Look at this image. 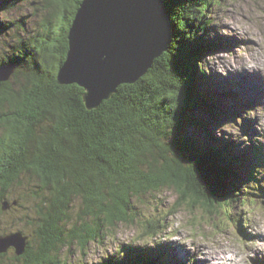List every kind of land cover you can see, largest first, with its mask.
Instances as JSON below:
<instances>
[{"label":"trees","instance_id":"16d2710c","mask_svg":"<svg viewBox=\"0 0 264 264\" xmlns=\"http://www.w3.org/2000/svg\"><path fill=\"white\" fill-rule=\"evenodd\" d=\"M39 1L51 16L31 38L22 35L27 33L23 20L11 22L14 0L0 5V14H7L0 37L17 34L0 55V66L16 67L12 78L0 83V212L24 208L20 197L27 177L35 182L31 194L37 200L34 237H28L23 255L16 254L17 262L62 264L61 249L71 245L86 255L109 230L137 220L134 198L164 188H176L181 205L241 200V187L253 174H241L246 164L232 152L234 143L202 145L183 133L186 124L206 128L191 112H214L218 104L214 97H196L201 95L198 82H210L207 91H216L202 66L204 51L211 47L212 18L205 17L212 0H165L173 34L168 50L146 75L120 85L94 109L87 107L82 86L58 81L82 0ZM206 133L213 142L212 132ZM78 202L81 211L74 222ZM160 224L147 222V234ZM8 252L0 253V264ZM98 264L157 262L130 243Z\"/></svg>","mask_w":264,"mask_h":264},{"label":"rangeland","instance_id":"374dc122","mask_svg":"<svg viewBox=\"0 0 264 264\" xmlns=\"http://www.w3.org/2000/svg\"><path fill=\"white\" fill-rule=\"evenodd\" d=\"M3 1L0 0V5ZM14 3L9 16L16 25L24 21L22 24L27 33L22 35L31 38L42 31L45 20L48 21L51 15L47 14L46 8H41L40 1L14 0ZM210 4L211 13L205 18H212V28L207 37L215 45L204 51L202 66L210 76L216 71L226 78H240L248 85L245 90L240 86L242 92L244 90L241 95L234 94L233 87H226L229 91L224 95L222 89L207 91L210 82L205 85L198 82L201 95L196 94V97L205 96L209 100L214 97L218 104L214 112H208L205 108L191 112L194 118L206 123V128L186 124L183 133L202 145L218 143V140L230 141V138L236 140L237 146L231 150L239 161L246 164L241 174L245 177L253 172L255 179L241 187L242 191L238 194L241 201L236 199L231 205L207 207L201 203L191 204L190 201L181 205L178 203L180 193L174 187L134 198L135 207L140 212L135 222L120 224L116 230H109L102 243L90 244L86 255L77 245L63 247L60 253L62 264H98L128 243L133 244L134 250L141 248L142 254L158 257V263L165 256L168 264H213L218 253L230 248L242 255L245 264H264V0H212ZM6 16V13H1L0 22L6 21ZM16 39L15 33L5 39L0 37V55L3 46L14 43ZM4 66H12L16 71L14 64ZM236 107L240 111L237 115L234 114ZM224 108L226 110L223 112ZM207 131L212 132L213 142L208 141ZM25 179L26 184L22 185L21 190L24 194L20 197L25 203L24 208L11 214L8 211L0 212V233L3 237L10 236V241L17 242L15 235L22 232L27 242L28 237H34L36 229L37 214L33 209L37 200L31 194L35 182L29 177ZM80 205L78 202L73 206L74 222L81 211ZM150 220H159L161 224L158 230L147 234L145 224ZM254 247L257 250L254 249L252 253ZM14 250L11 248L6 258L1 259L3 264H21L16 261ZM248 254H253V257Z\"/></svg>","mask_w":264,"mask_h":264},{"label":"water","instance_id":"95a60500","mask_svg":"<svg viewBox=\"0 0 264 264\" xmlns=\"http://www.w3.org/2000/svg\"><path fill=\"white\" fill-rule=\"evenodd\" d=\"M171 17L165 0H82L69 30V48L59 68L62 84H79L89 108L108 100L118 86L135 83L172 41ZM14 75L0 67V83ZM10 237V236H9ZM0 236V253L26 251V237L17 242Z\"/></svg>","mask_w":264,"mask_h":264},{"label":"bare ground","instance_id":"6f19581e","mask_svg":"<svg viewBox=\"0 0 264 264\" xmlns=\"http://www.w3.org/2000/svg\"><path fill=\"white\" fill-rule=\"evenodd\" d=\"M249 78H251V76H249ZM243 86V83H240ZM256 145L254 144L253 147H255ZM261 232V231H260ZM256 233V232H255ZM4 236V235H3ZM262 237V236H261ZM251 243H249L247 245V249L248 246ZM258 245V244H257ZM223 249V248H222ZM221 249V250H222ZM230 248L224 249L221 253H218V255L215 258H217V260L215 259L213 264H245V260L242 257L241 254H239V252H237L236 250H229ZM254 249L257 250V247H254L252 250V253L254 252ZM247 251V250H246ZM213 252V251H212ZM216 252V251H215ZM213 255V254H212ZM249 257H253V254H248ZM263 257V255H262ZM12 259V258H11Z\"/></svg>","mask_w":264,"mask_h":264}]
</instances>
